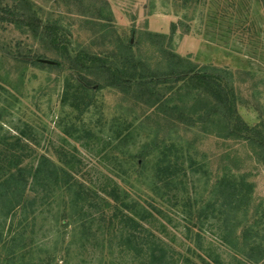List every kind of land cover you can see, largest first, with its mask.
<instances>
[{"label": "rangeland", "instance_id": "rangeland-1", "mask_svg": "<svg viewBox=\"0 0 264 264\" xmlns=\"http://www.w3.org/2000/svg\"><path fill=\"white\" fill-rule=\"evenodd\" d=\"M30 1L41 16L60 18L78 48L95 53L102 49L119 51V42L130 40L134 56L153 66L161 58L159 48L164 46L198 65L240 71L236 78L240 96L238 113L249 126L260 124L264 129L259 118L264 110V0ZM97 17L107 20L98 23ZM85 20L89 22L86 24ZM9 29L13 37L19 36V31ZM153 34L164 35L161 45ZM26 43L33 41L26 38L22 46ZM63 80V75L51 67L22 68L0 52V135L29 126L37 137L31 143L36 155L26 157V164L35 165L41 159L38 154H45L94 190L102 184L117 186L121 197L127 196L142 205L156 198L147 158L137 155L140 146L150 138L147 130L155 125L143 116V105L134 106L129 96L105 88L93 91L94 103L88 110L73 109L60 103ZM84 129L90 133L85 134ZM121 133L128 137L124 144L118 145ZM186 136L190 139L195 135ZM193 145L199 150L195 154L197 165L209 159L208 170L214 175L223 164L218 154L235 150L240 159L238 167L251 173L248 181L253 185L254 202L264 204V163L251 155L257 158V152L233 140L221 143L213 135H199ZM204 152L208 158H203ZM198 176L202 184L196 185L201 188L206 177L202 176V170ZM209 179L211 184L213 175ZM58 188L52 186L42 204L30 208L20 205L6 217L0 213V241L8 243L16 237L9 245L14 243L13 253L17 254H24L16 248L18 240L30 241L34 256H51L52 264H113L129 260L131 250L118 242L120 234L109 237L93 219L87 224L92 233L95 230L98 233L96 237L91 234L86 237L81 234L80 223L72 218L60 219L64 206L66 214L74 216V212L69 195ZM167 200L161 201L160 213L153 212L155 221L149 228L168 251L172 248L186 254L191 241L183 225L181 204L173 206L172 200ZM221 237L215 227L202 233L199 247L191 245L194 253L189 252L190 255L199 260L200 254L207 264H235L233 252Z\"/></svg>", "mask_w": 264, "mask_h": 264}, {"label": "trees", "instance_id": "trees-1", "mask_svg": "<svg viewBox=\"0 0 264 264\" xmlns=\"http://www.w3.org/2000/svg\"><path fill=\"white\" fill-rule=\"evenodd\" d=\"M102 17L96 18L98 23L107 20ZM0 26V52L6 60L22 68L51 67L63 75L61 104L88 110L94 103L93 91L108 88L132 98L134 106L143 105V116L155 124L147 130L150 138L147 137L137 153L147 158L146 167L156 191H153L156 198H150L146 205L121 197L117 186L102 184L98 190L85 186L73 172L52 162L45 154H38L41 159L35 165L26 164V157L36 155L31 143L37 137L29 126L1 134L0 213L3 217L14 213L20 205L30 208L42 204L52 186H58L69 195L74 212V216L66 214L63 205L60 219L72 218L80 223L81 234L86 237L90 234L96 237L98 233L96 230L92 233L87 224L93 219L109 237L121 235L118 242L131 250L130 259L113 264H207L200 254L199 260L190 255L194 253L191 245L199 247L202 233L214 227L233 252L235 264H264V204L255 203L252 198L250 171L238 167L240 159L231 149L218 154L223 164L219 173L211 174L209 159L197 165L195 154L199 150L193 145L199 135H213L224 144L233 140L247 144L257 152V158L251 153L252 157L264 163V129L260 124L249 126L237 110L240 96L236 78L240 71L198 65L164 46L159 48L161 58L153 66L134 56L130 40L120 41L119 51L102 49L95 53L78 48L62 20L41 16L30 0H0ZM10 27L19 31L18 37L8 32ZM153 35L161 45L164 35ZM26 38L33 44L22 46ZM259 118L264 126V110ZM84 130L85 134L90 133ZM187 134L195 136L189 139ZM126 137L121 133L117 144H124ZM203 158H208L206 152ZM201 170L206 179L199 188L196 183L202 184L198 176ZM211 175L214 181L210 184ZM165 199H171L173 206L181 204L183 225L191 241L186 254L172 248L168 251L149 228L155 221L153 212L160 213L161 201ZM15 240L12 237L8 243L0 241V264H52L51 256L35 257L34 247L24 239L16 244L24 254L13 253L14 243H9Z\"/></svg>", "mask_w": 264, "mask_h": 264}]
</instances>
